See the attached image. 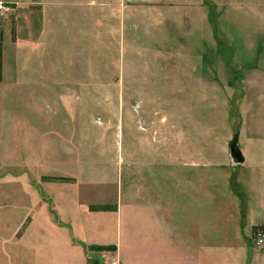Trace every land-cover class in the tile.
Wrapping results in <instances>:
<instances>
[{
	"label": "rangeland",
	"instance_id": "1",
	"mask_svg": "<svg viewBox=\"0 0 264 264\" xmlns=\"http://www.w3.org/2000/svg\"><path fill=\"white\" fill-rule=\"evenodd\" d=\"M59 3L64 12L67 6L73 7L71 16L77 17L74 22L82 23L79 26L85 28L86 35L90 30V35L75 46L69 45L64 29L59 35L63 45L52 51L58 54L54 59L60 80H68L72 88L58 95L64 109L60 107L59 119L53 118V128L57 126L60 134L58 153H65L64 157L59 154L53 165L47 164L50 159H44L43 171L58 170L62 173L51 174L59 177L75 176L82 174L83 168L91 171L111 162L115 170L108 169L112 175L106 180L123 181V197L119 200L129 204L133 192L143 206L152 199L149 187L155 181L161 186V172L165 171V178L170 180L164 183L171 186L165 184L164 196L166 202L173 201L171 210L166 203L160 204L162 189L157 190V200L160 209L161 205L167 207L164 214L168 217L179 216L177 209L188 217L200 207L202 229L219 232L225 217L236 215L240 208L244 223L248 214L250 219H264V0ZM32 6L14 2L13 11L0 19L23 24L24 12ZM60 16L67 24V13ZM102 25L107 28L106 35L96 30ZM28 53L34 58L33 46ZM31 98L27 93L28 102ZM237 131L244 163L234 162L230 155L229 143ZM153 151L156 158H152ZM52 177L43 173V184L48 186L44 193L51 195L53 188L61 200L60 218L70 220L65 223L75 226L74 233L78 229V238L97 236L87 231L90 222H104L105 235L113 233V218L87 219L82 211H87L88 198L92 202L108 198L116 203L117 194L121 195L119 186L118 190L115 184L92 186L91 191L81 194L79 187H74L65 192L60 183L51 181L69 180ZM92 206L115 205H90V210H95ZM50 210L62 224L55 208L50 206ZM23 215L18 212L10 217L12 231ZM48 215L46 208L38 209L40 218L27 234L26 247H40L43 264H64L66 256L75 254L68 243L72 234L68 227V232L58 229ZM41 226L45 233L39 240L36 235ZM194 226V217H188V229ZM249 229L251 236L255 231L264 233V223L257 220ZM254 235L251 239L258 247ZM21 245L11 242L10 246L17 249L24 243ZM104 245L115 248L94 251L92 257L99 258L100 264L113 260L122 264L116 245ZM52 253L58 254V263H52ZM30 258L33 255H28ZM11 264H20V254L15 250Z\"/></svg>",
	"mask_w": 264,
	"mask_h": 264
},
{
	"label": "crops",
	"instance_id": "2",
	"mask_svg": "<svg viewBox=\"0 0 264 264\" xmlns=\"http://www.w3.org/2000/svg\"><path fill=\"white\" fill-rule=\"evenodd\" d=\"M13 1H24L33 6L24 12L25 23L23 24L19 22L20 24L16 25L12 21L0 19V264H11V254L14 250L20 254V264H43L42 249L37 245L26 247V240L31 227L38 223L40 218L38 209L44 211L45 208L58 229L67 231L66 227H68L71 231L72 237L67 238L71 239H68V243L74 248L75 254L66 256L64 264H88V260L94 256V251L87 250L86 245L91 244L116 245L122 264H264V248L254 246L251 239L254 233H251L252 236L249 235L250 226L257 220L264 223V219L253 217L250 219L248 214L245 216L247 219L244 223L239 204L238 213L231 215V219L225 217L226 219L223 220L222 231L203 230L201 208L197 207L195 212L188 216L194 217L195 226L188 229V217L180 209L176 210L179 216L168 217V214H164L167 209L165 206L168 205V210H171L169 204L173 202H166L164 196L165 184L168 188L171 186L164 183V180H170L168 177L165 178V171L161 172L162 185L160 186L159 181H155L154 185L149 187L153 193L152 199L147 201L146 206H143L144 203L138 200L139 198H134L136 196L133 192L131 202L124 204L122 200H119V197L121 199L123 197V181L115 183L106 180V177L112 175L110 171L115 170L111 162L104 163L91 171L83 168V175L78 173L75 176L63 175L73 178L70 180L72 182L51 181L56 185L60 183L65 192L68 188L79 187L80 194L91 191L92 186L113 187L115 184L117 190V186L121 190V195L117 194V200H114L118 203L108 198L100 202H92L88 198V203L85 205L87 211H82L87 219H90L89 217L113 218L110 221L113 233L105 235L107 227L104 222L89 221L90 223L86 225L87 231L96 233L97 236L88 235L81 239L77 237L78 229H75L74 233L75 226L65 223L70 220L60 218L61 200H58L53 188H51V195L44 193L45 187L48 186L43 184V173L59 177L51 173L62 172L58 170L45 172L42 167L44 159H50L47 164L53 165L60 157L57 145L60 134L57 126L53 128L55 125L53 118L59 119L60 107L64 109V106L58 103V95L69 92L72 88L68 80H60L56 59H54L58 54L52 51L57 45H63L64 41H59V35L64 29H66L64 37L66 44L68 42L69 45L74 46L81 43L84 38L86 39L90 35V30L89 33L87 30L88 35H86L85 28L79 26L82 23L74 22L77 19L76 15L71 16L75 13L73 7L67 6V11L64 12L59 0ZM77 10L84 12V8L81 11L78 7ZM49 13L51 16L48 20ZM63 13L68 15L65 25L60 16ZM102 26L96 30L99 34L104 31L106 35L107 28L105 25ZM101 38L104 39L102 35ZM32 46L35 50L34 58H32L33 54L28 53V49ZM22 47H25V51ZM62 78L65 79V77ZM27 93L32 95V102H28ZM64 137L67 140L69 138ZM44 142L47 144L44 145ZM68 147L69 145L66 146ZM64 154H60L61 157H64ZM155 155L157 154L153 151L152 158H156ZM77 165L80 167V164ZM52 183L50 187L54 186ZM180 184L179 182L178 186ZM158 189H162L161 203L157 200ZM50 201L54 203V206L50 205ZM159 203H166V205L164 207L161 205L160 209ZM104 204H113L116 210H90V205ZM50 206L55 208L62 224L56 221L53 213L50 212ZM18 212L20 215L23 212L24 215L12 231L10 217ZM29 218L31 220L28 223ZM189 220L193 221L191 218ZM43 233L45 232L41 226L36 239L41 240ZM100 233L104 235L99 237ZM220 239L223 240L220 241ZM11 242L20 246L24 243V246L12 249ZM28 255H33V259L28 260ZM57 256V253L51 254L52 263L59 262Z\"/></svg>",
	"mask_w": 264,
	"mask_h": 264
},
{
	"label": "built area",
	"instance_id": "3",
	"mask_svg": "<svg viewBox=\"0 0 264 264\" xmlns=\"http://www.w3.org/2000/svg\"><path fill=\"white\" fill-rule=\"evenodd\" d=\"M14 2L10 0H0V17H7L13 11ZM255 243L258 247L264 248V233L262 231H256L254 235ZM110 264H116L115 260Z\"/></svg>",
	"mask_w": 264,
	"mask_h": 264
},
{
	"label": "trees",
	"instance_id": "4",
	"mask_svg": "<svg viewBox=\"0 0 264 264\" xmlns=\"http://www.w3.org/2000/svg\"><path fill=\"white\" fill-rule=\"evenodd\" d=\"M51 179H64V180H72L71 178L65 177H52ZM95 210H112L116 208L115 206H92ZM113 246H106V245H86V249L89 251H102L104 249H114ZM88 264H100V260L97 257H92L88 260Z\"/></svg>",
	"mask_w": 264,
	"mask_h": 264
},
{
	"label": "water",
	"instance_id": "5",
	"mask_svg": "<svg viewBox=\"0 0 264 264\" xmlns=\"http://www.w3.org/2000/svg\"><path fill=\"white\" fill-rule=\"evenodd\" d=\"M239 136L240 131H237L229 143L230 155L234 162L244 163L246 161V157L239 146Z\"/></svg>",
	"mask_w": 264,
	"mask_h": 264
}]
</instances>
